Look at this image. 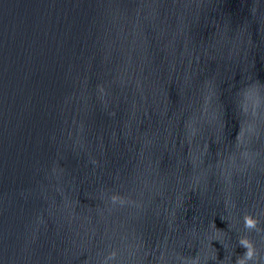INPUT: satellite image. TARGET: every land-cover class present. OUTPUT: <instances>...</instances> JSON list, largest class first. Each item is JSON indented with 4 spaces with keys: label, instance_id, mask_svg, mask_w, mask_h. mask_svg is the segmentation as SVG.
Wrapping results in <instances>:
<instances>
[{
    "label": "water",
    "instance_id": "obj_1",
    "mask_svg": "<svg viewBox=\"0 0 264 264\" xmlns=\"http://www.w3.org/2000/svg\"><path fill=\"white\" fill-rule=\"evenodd\" d=\"M241 239L264 264V0H0V264Z\"/></svg>",
    "mask_w": 264,
    "mask_h": 264
},
{
    "label": "clouds",
    "instance_id": "obj_2",
    "mask_svg": "<svg viewBox=\"0 0 264 264\" xmlns=\"http://www.w3.org/2000/svg\"><path fill=\"white\" fill-rule=\"evenodd\" d=\"M245 227L248 229H255L257 226V221L252 216H245ZM215 226V224H214ZM239 243L246 249L243 256L238 257L237 264H245V260H251L254 255V249L252 244L247 239H241Z\"/></svg>",
    "mask_w": 264,
    "mask_h": 264
}]
</instances>
